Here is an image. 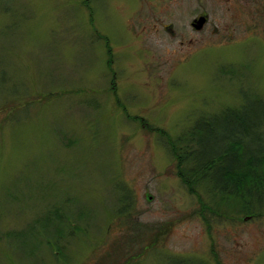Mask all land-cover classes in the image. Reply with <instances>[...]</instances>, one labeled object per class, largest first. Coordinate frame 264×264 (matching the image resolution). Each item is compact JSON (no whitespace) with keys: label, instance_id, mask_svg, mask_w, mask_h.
<instances>
[{"label":"rangeland","instance_id":"374dc122","mask_svg":"<svg viewBox=\"0 0 264 264\" xmlns=\"http://www.w3.org/2000/svg\"><path fill=\"white\" fill-rule=\"evenodd\" d=\"M244 92L264 0H0V264H264V216L207 224L151 128Z\"/></svg>","mask_w":264,"mask_h":264},{"label":"trees","instance_id":"16d2710c","mask_svg":"<svg viewBox=\"0 0 264 264\" xmlns=\"http://www.w3.org/2000/svg\"><path fill=\"white\" fill-rule=\"evenodd\" d=\"M245 93L237 107L199 114L174 140L164 129L151 127L164 138L182 185L191 192L206 186L207 201L203 193L198 197L207 224L214 215L264 216V97Z\"/></svg>","mask_w":264,"mask_h":264},{"label":"water","instance_id":"95a60500","mask_svg":"<svg viewBox=\"0 0 264 264\" xmlns=\"http://www.w3.org/2000/svg\"><path fill=\"white\" fill-rule=\"evenodd\" d=\"M205 22H206L205 16L201 15V16L195 18L192 21L191 25H192V27H194L196 29H200L204 25ZM248 218H250V217L249 216H245L243 219L246 220Z\"/></svg>","mask_w":264,"mask_h":264},{"label":"flooded vegetation","instance_id":"af4514ba","mask_svg":"<svg viewBox=\"0 0 264 264\" xmlns=\"http://www.w3.org/2000/svg\"><path fill=\"white\" fill-rule=\"evenodd\" d=\"M201 15L205 16V18H206V22H207V15H206L205 13L198 14L195 18H197V17H199V16H201ZM195 18H193V19L190 21V25H191L192 21H193ZM206 22L204 23V25L206 24ZM204 25H203V26H204ZM203 26H202L200 29H196V28L192 27V25H191V27H192L193 29H196V31H200V30H202Z\"/></svg>","mask_w":264,"mask_h":264}]
</instances>
